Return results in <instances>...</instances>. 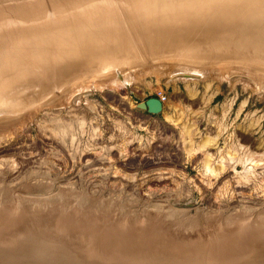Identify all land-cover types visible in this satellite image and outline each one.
I'll use <instances>...</instances> for the list:
<instances>
[{
  "label": "rangeland",
  "instance_id": "obj_1",
  "mask_svg": "<svg viewBox=\"0 0 264 264\" xmlns=\"http://www.w3.org/2000/svg\"><path fill=\"white\" fill-rule=\"evenodd\" d=\"M170 1L0 0V264H264V47L136 31L264 0Z\"/></svg>",
  "mask_w": 264,
  "mask_h": 264
},
{
  "label": "bare ground",
  "instance_id": "obj_2",
  "mask_svg": "<svg viewBox=\"0 0 264 264\" xmlns=\"http://www.w3.org/2000/svg\"><path fill=\"white\" fill-rule=\"evenodd\" d=\"M172 1V0H171ZM170 1V2H171ZM202 1V0H201ZM162 2V1H160ZM194 2V1H193ZM159 3V2H158ZM161 4V3H160ZM164 4V2H163ZM159 5V4H157ZM173 5V4H172ZM177 5V4H176ZM190 5V4H189ZM156 6V5H155ZM158 7V6H157ZM162 7V6H160ZM161 9V8H160ZM261 11H259L258 15H256L255 13V16H253L252 14L248 15V16H242L241 18L239 16H236V15H226V16H213V15H205L203 16L200 15V14H196V15H193L189 18L185 17H179V16H170L169 18L166 19V23H162V22H158V21H161L158 19V17L156 18L155 16H153V18H148L144 20V24H145V30L143 28V26L141 27H138L136 29V31H138V36L139 37H142L141 38V41L143 42V45H137V47L139 48L140 47V50H143V51H152L151 48H154V49H162V50H166V48L169 46L171 48V46H178V47H182L184 45H187L188 48L190 49V51H188L187 55H190L192 54V56H202V57H215L217 59H219V57H221L220 55H211V52L210 55L206 54L205 52H202V48H198L195 44V41L194 40H200V41H203L204 43H209L211 44L212 46V43H214L215 41H217L219 38H224L225 36L227 35H232V34H238V38L242 37L241 40L242 41V44H245V45H248V49L251 48L252 52H253V46L255 45H262L264 47V8L260 9ZM153 11V10H152ZM202 16V17H201ZM257 19V21H255L254 19ZM172 19L173 20V23H169L168 21ZM118 20V19H117ZM112 21V20H110ZM107 24V23H106ZM111 25L112 24H108ZM241 25H243V27H240ZM136 33V32H135ZM129 35V34H128ZM92 37V36H91ZM133 36H130V38H132ZM87 38H89V36H87ZM227 38V37H226ZM233 39V38H232ZM93 38H89V41H92ZM147 40H151L152 43H147ZM140 41V42H141ZM145 41V43H144ZM222 41V40H221ZM229 41V40H228ZM227 41V42H228ZM197 42V41H196ZM182 43V44H181ZM219 43V41L217 42ZM225 42H223L224 44ZM216 44V43H214ZM222 44V45H223ZM237 44V43H236ZM235 44V46H236ZM239 44H241V42H239ZM82 45V44H81ZM144 45H145V48H144ZM151 45L153 47H151ZM200 45V44H198ZM204 45V44H203ZM207 45V44H206ZM228 45V43H227ZM234 45V44H233ZM232 45V46H233ZM260 45L258 46V49H260ZM252 46V47H251ZM238 47V46H237ZM243 47V46H241ZM240 47V48H241ZM257 47V46H256ZM127 48V47H126ZM129 48H127V51H126V56L128 57V52H131V50H128ZM236 49V47L234 48V50ZM245 53L247 52V48H245ZM183 51H186L185 49ZM237 50H235L236 52ZM243 51V50H242ZM250 51V50H249ZM264 51V50H263ZM174 52V51H173ZM224 52H228V51H224ZM233 52V51H232ZM234 52V53H235ZM241 52V51H240ZM256 52V51H255ZM180 53V52H179ZM183 53V52H182ZM185 53V52H184ZM183 53V54H184ZM204 53V54H202ZM233 53V54H234ZM244 53V52H243ZM251 53V52H250ZM254 53V52H253ZM258 53V52H257ZM181 54V53H180ZM186 54V53H185ZM214 54V53H213ZM228 54V53H227ZM224 55V54H223ZM231 55V54H230ZM238 55V54H237ZM258 55V54H257ZM225 56V55H224ZM234 56V55H233ZM252 56V55H251ZM250 56V57H251ZM255 57V54L253 55ZM259 56V55H258ZM260 56H262V54H260ZM264 56V55H263ZM235 57V56H234ZM247 57V55H246ZM63 58V57H62ZM238 58V57H237ZM240 58V57H239ZM244 58V56H243ZM264 58V57H263ZM83 59V58H82ZM80 59L76 60L74 59V61H69L70 63L69 64H72L74 63V65H80V62L79 61ZM154 60V59H152ZM259 60V59H258ZM262 60V59H261ZM263 61V60H262ZM264 63V62H263ZM67 65L65 64L66 66L65 67H60L56 72L55 74L52 76V78H57L59 76H63V75H66L67 72H71L70 70L74 69L73 66L71 65ZM256 65V64H255ZM123 66V65H122ZM56 67V66H55ZM59 67V66H58ZM257 69V68H256ZM14 70V69H13ZM28 71H29V68H28ZM27 71V72H28ZM6 72V71H5ZM4 72V74H5ZM8 72V71H7ZM37 72V71H35ZM34 72V73H35ZM73 72V70H72ZM16 73V72H14ZM39 73V72H38ZM3 74V73H1ZM0 74V75H1ZM7 74V73H6ZM29 74V73H27ZM11 75V74H10ZM14 75V74H13ZM6 76V75H5ZM24 76V75H22ZM21 76V77H22ZM2 77V75H1ZM24 77H27V76H24ZM31 79V78H30ZM23 80V79H22ZM20 80V81H22ZM26 80V79H25ZM30 81V80H28ZM18 82V81H17ZM36 82V81H35ZM39 83V82H38ZM24 84V83H23ZM28 84V83H27ZM34 84V83H33ZM17 85V84H16ZM15 85V86H16ZM19 85V84H18ZM43 85V84H42ZM48 85V84H47ZM13 86V85H12ZM38 86V85H37ZM14 87V86H13ZM19 87V86H18ZM22 87V86H21ZM26 87V86H25ZM28 87V86H27ZM39 87V86H38ZM24 89V86L22 87ZM36 88V86H35ZM28 89V88H27ZM20 90V89H19ZM26 90V89H25ZM41 90V89H40ZM7 91V89H6ZM10 91V90H9ZM4 92V91H3ZM2 92V93H3ZM18 92H23V91H18ZM36 92V91H35ZM6 93V92H5ZM25 93V92H24ZM10 94V92H9ZM18 94V93H17ZM37 94V93H36ZM4 95V93L2 94ZM192 95V94H191ZM7 96V95H6ZM25 96V95H24ZM20 97L22 99H24L23 97ZM11 97V96H10ZM29 97V96H27ZM6 98V97H5ZM26 98V96H25ZM12 99V97H11ZM9 101V100H8ZM8 103V102H7ZM2 104V103H1ZM14 105V104H13ZM7 106H5L6 108ZM12 107V106H11ZM4 108V107H3ZM2 108V109H3ZM185 125V124H184ZM187 125V124H186ZM192 125V124H191ZM191 127V126H190ZM189 127V128H190ZM184 128V127H183ZM188 128V129H189ZM186 129V126L183 130ZM192 129V128H191ZM190 130V129H189ZM186 131V130H185ZM184 131V132H185ZM191 131H189L188 133L186 132L187 135L190 134ZM185 134V133H184ZM191 135H189L190 137ZM191 138V137H190ZM209 138V137H208ZM210 141H211V138H210ZM192 142V141H191ZM209 141L207 140V143ZM211 143V142H210ZM187 144V142H186ZM190 148V147H189ZM255 153V152H254ZM232 155H234L232 153ZM231 155V156H232ZM210 157V156H209ZM236 157V156H234ZM248 157V156H246ZM231 158V157H230ZM229 158V159H230ZM240 158V157H239ZM207 159V158H206ZM210 159V158H209ZM208 159V160H209ZM232 160L234 158H231ZM242 159V157H241ZM247 159V158H246ZM251 159V158H250ZM231 160V161H232ZM240 160V159H239ZM207 161V160H206ZM223 161V160H222ZM241 161V160H240ZM210 162V161H208ZM239 162V161H237ZM243 162V161H242ZM247 163V162H246ZM206 164V163H205ZM212 164V163H211ZM248 164V163H247ZM222 165V163H221ZM220 165V166H221ZM208 167V166H207ZM209 167H210V164H209ZM208 167V168H209ZM214 167V165H213ZM223 166H221L222 168ZM207 168V169H208ZM212 168V167H211ZM216 168V167H215ZM210 169V168H209ZM213 171L214 168H212ZM211 169V170H212ZM220 169V167H219ZM224 169V167H223ZM210 170V171H211ZM217 170H218V167H217ZM213 171H211V174H214L212 173ZM216 172V171H215ZM218 173V172H217ZM217 175V174H216ZM17 204V203H16ZM174 212V211H173ZM29 214V213H28ZM20 215V214H18ZM24 216V215H23ZM7 217V216H6ZM12 217V216H11ZM29 217V216H28ZM37 217V215H36ZM3 219V218H2ZM41 218H39L40 220ZM99 220V219H98ZM101 220V219H100ZM99 220V221H100ZM15 221V220H14ZM31 221V220H30ZM44 221V220H43ZM4 222V221H3ZM16 222V221H15ZM34 222V221H33ZM39 222V221H38ZM98 222V221H97ZM2 224V223H1ZM4 224V223H3ZM20 224V223H19ZM34 224V223H33ZM32 224V225H33ZM78 224V223H77ZM15 225V224H14ZM39 225V223H38ZM1 226V225H0ZM99 226V225H98ZM35 227V226H34ZM84 227V226H83ZM95 227V226H94ZM38 228V227H37ZM4 229V228H3ZM32 229V228H31ZM74 229V228H73ZM76 230V228H75ZM74 230V231H75ZM92 230V229H91ZM99 230V229H98ZM40 231V230H39ZM52 231V230H51ZM79 231V230H78ZM77 231V232H78ZM169 232V231H168ZM157 233V232H156ZM167 233V232H166ZM93 234V233H92ZM60 235V234H59ZM79 236V234H77ZM82 235V234H81ZM88 235V233H87ZM155 235V234H154ZM63 236V235H62ZM101 236V235H100ZM99 236V237H100ZM105 236V234H104ZM146 236V235H145ZM158 236V234H157ZM34 237V236H33ZM37 237V235H36ZM52 237V236H51ZM65 237V236H64ZM82 237V236H81ZM114 237V236H113ZM156 237V236H155ZM172 237V236H171ZM254 237V236H253ZM22 238V237H21ZM32 238V237H31ZM53 238V237H52ZM61 238V237H60ZM119 238V237H118ZM136 238V237H135ZM157 238V237H156ZM160 238V237H159ZM83 239V238H82ZM87 239V238H85ZM94 239V238H93ZM115 239V238H114ZM120 239V238H119ZM153 239V237H152ZM57 240V239H56ZM106 240V239H105ZM112 240V239H111ZM60 241V240H59ZM95 241V240H94ZM117 241V240H116ZM143 241H144V238H143ZM148 241V240H147ZM155 241V240H154ZM72 242V241H71ZM99 242V241H98ZM103 242V241H102ZM102 242H99L100 245ZM107 242V241H106ZM120 242V241H119ZM161 242V241H160ZM200 242V241H199ZM255 242V241H254ZM92 243V242H91ZM96 243V242H95ZM94 243V245H95ZM113 243V242H112ZM116 243V242H115ZM125 243V242H124ZM129 243V242H128ZM169 243V242H168ZM184 243V241H183ZM186 243V242H185ZM193 243V242H192ZM98 244V243H97ZM136 244V243H135ZM141 244V243H140ZM155 244V243H154ZM158 244V243H157ZM165 244V243H164ZM188 244V242H187ZM264 244V243H263ZM108 245V244H107ZM179 245V244H178ZM196 245V244H195ZM182 246V245H181ZM193 246V244H192ZM205 246V245H204ZM102 247V246H101ZM100 247V248H101ZM111 247V246H110ZM113 247V246H112ZM150 247V246H149ZM202 247V246H200ZM90 248V247H89ZM155 248V247H154ZM186 248V247H185ZM193 248V247H192ZM108 249V248H107ZM93 250V249H92ZM101 250V249H100ZM126 250V249H125ZM191 250V249H190ZM194 250V249H193ZM99 251V250H98ZM167 251V250H166ZM187 251V250H186ZM202 251V250H201ZM113 252V251H112ZM175 252V251H174ZM92 253V252H91ZM104 253V252H103ZM129 253V252H128ZM161 254V253H160ZM92 255V254H91ZM100 255V254H99ZM128 256V255H127ZM123 257V256H122ZM197 258V257H196ZM195 258V259H196ZM128 259V258H127ZM173 259V258H172ZM130 260V259H129ZM150 260V259H149ZM134 262V261H133ZM147 262V261H146ZM167 262V261H166Z\"/></svg>",
  "mask_w": 264,
  "mask_h": 264
},
{
  "label": "water",
  "instance_id": "obj_3",
  "mask_svg": "<svg viewBox=\"0 0 264 264\" xmlns=\"http://www.w3.org/2000/svg\"><path fill=\"white\" fill-rule=\"evenodd\" d=\"M164 103L156 96L151 97L147 100L141 101L138 107L142 110H146L151 114H159L163 111Z\"/></svg>",
  "mask_w": 264,
  "mask_h": 264
},
{
  "label": "crops",
  "instance_id": "obj_4",
  "mask_svg": "<svg viewBox=\"0 0 264 264\" xmlns=\"http://www.w3.org/2000/svg\"><path fill=\"white\" fill-rule=\"evenodd\" d=\"M189 95H190V93H189ZM173 96H176V98H174ZM172 100H171V102H172V104H174V102L176 101V100H178V99H180V97H181V94L179 93V91H178V89H176L175 90V92H174V94L172 95ZM191 97H193V96H191ZM191 99V98H190ZM194 100V99H193ZM193 100H191V101H193ZM170 102V103H171ZM174 105H176V104H174ZM167 106H168V103H167V105H166V108H167ZM169 106H171V105H169ZM175 107V106H174ZM171 108V107H170ZM172 116V115H171Z\"/></svg>",
  "mask_w": 264,
  "mask_h": 264
},
{
  "label": "built area",
  "instance_id": "obj_5",
  "mask_svg": "<svg viewBox=\"0 0 264 264\" xmlns=\"http://www.w3.org/2000/svg\"><path fill=\"white\" fill-rule=\"evenodd\" d=\"M156 97H158L163 103H165L167 100V95L163 92L158 93Z\"/></svg>",
  "mask_w": 264,
  "mask_h": 264
}]
</instances>
